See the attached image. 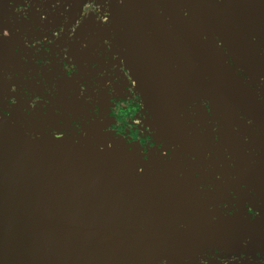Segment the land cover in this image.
<instances>
[{
  "label": "flooded vegetation",
  "instance_id": "obj_1",
  "mask_svg": "<svg viewBox=\"0 0 264 264\" xmlns=\"http://www.w3.org/2000/svg\"><path fill=\"white\" fill-rule=\"evenodd\" d=\"M107 3L35 0L17 6V27L7 32L15 43V55L8 57L11 88L2 100L6 109L0 108L5 114L18 110L15 121L30 133L82 145L93 143L91 128L112 135L134 151L135 177H169L179 214L135 229L166 231L172 243L194 246L193 253L165 264H264V7L260 15L246 14L251 27L237 36L236 59L218 38L199 31L230 68L224 77L217 71L212 81L201 53L197 58L183 47L197 76L185 103L163 112L146 107L141 73L126 63ZM144 31L164 65H174ZM133 61L138 65L142 58ZM184 141L195 147H182Z\"/></svg>",
  "mask_w": 264,
  "mask_h": 264
},
{
  "label": "water",
  "instance_id": "obj_2",
  "mask_svg": "<svg viewBox=\"0 0 264 264\" xmlns=\"http://www.w3.org/2000/svg\"><path fill=\"white\" fill-rule=\"evenodd\" d=\"M34 1L0 0L3 109L11 88L8 57L15 55L7 32L17 27V6ZM71 1L78 5L83 0ZM263 7L260 0H108L106 11L126 63L141 73L146 107L167 112L185 103L184 94L197 76V65L183 47L197 58L201 53L212 81L217 71L224 77L230 68L201 36H215L236 59L235 48L241 49L237 36L251 27L246 14L260 15ZM146 28L179 70L157 57ZM135 57L142 62L135 64ZM231 77L242 90V80L235 73ZM10 110L5 114L0 108V264H165L193 253L191 243H172L166 231H135L179 214L169 177H135L134 151L112 135L91 128L93 143L82 145L45 131L30 133L15 121L18 110Z\"/></svg>",
  "mask_w": 264,
  "mask_h": 264
},
{
  "label": "snow or ice",
  "instance_id": "obj_3",
  "mask_svg": "<svg viewBox=\"0 0 264 264\" xmlns=\"http://www.w3.org/2000/svg\"><path fill=\"white\" fill-rule=\"evenodd\" d=\"M6 34V33H5Z\"/></svg>",
  "mask_w": 264,
  "mask_h": 264
}]
</instances>
